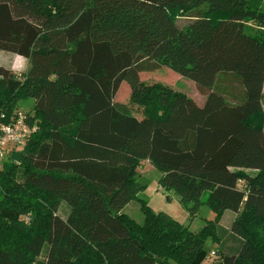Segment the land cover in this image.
I'll return each instance as SVG.
<instances>
[{"label": "trees", "instance_id": "trees-1", "mask_svg": "<svg viewBox=\"0 0 264 264\" xmlns=\"http://www.w3.org/2000/svg\"><path fill=\"white\" fill-rule=\"evenodd\" d=\"M0 51L29 62L0 66V117L33 100L37 126L0 165V264H200L227 211L237 251L213 263L264 264V0H0ZM159 66L205 103L141 80ZM222 74L241 81L237 101ZM123 83L141 118L115 103ZM141 161L193 219L214 218L194 233L155 213Z\"/></svg>", "mask_w": 264, "mask_h": 264}, {"label": "rangeland", "instance_id": "rangeland-1", "mask_svg": "<svg viewBox=\"0 0 264 264\" xmlns=\"http://www.w3.org/2000/svg\"><path fill=\"white\" fill-rule=\"evenodd\" d=\"M198 13H193L191 17H181L178 20V25H186L193 16ZM0 66L10 69L14 73L22 76L29 68V62L27 59L17 56L15 54L0 51ZM140 74V78L147 84L161 83L174 91L183 93L188 97L194 99L199 105H203L206 101V96L201 95L197 89L196 84L188 80L179 74L173 72L169 68L159 66L153 70H143ZM241 81L231 74H222L219 76L216 89L220 93L227 95L229 101H237L241 96ZM131 88L127 83H123L119 88L116 96L115 103L120 107H125L132 114L141 118L140 112L136 107H132L131 103ZM33 100L21 101L19 103V111L29 113L31 111ZM25 146L18 149L22 151ZM248 174L254 176L256 171L248 170ZM161 173L156 170L148 161H141L140 166L137 169V177L141 179H147L149 181V187L141 195L143 198L149 201V206L154 210L155 213L164 212L170 215L173 219L178 221L181 225L189 228L192 232L198 233L205 225L206 220L214 218V213L210 210L211 208L203 207L196 218H192L187 212L185 207L182 205L179 197L172 192H167L161 188L158 183L161 178ZM240 187H244V183L240 184ZM68 206L63 203L60 214L62 216L67 215ZM123 213L134 220L136 223L143 225L145 223V216L141 211V206L138 202H132L123 210ZM236 218V215L232 211H227L220 222L219 234L222 237V244L217 245L212 242H208L205 247V256L200 264H214L213 262L221 261V257L228 254L236 253L238 242L231 234V227ZM217 251V253H214ZM46 255L43 254L37 261L43 263L46 261Z\"/></svg>", "mask_w": 264, "mask_h": 264}, {"label": "built area", "instance_id": "built-area-1", "mask_svg": "<svg viewBox=\"0 0 264 264\" xmlns=\"http://www.w3.org/2000/svg\"><path fill=\"white\" fill-rule=\"evenodd\" d=\"M5 115L0 117V165L12 150L26 146L37 126H31L26 113L17 110L9 122H5ZM215 253V252H214Z\"/></svg>", "mask_w": 264, "mask_h": 264}, {"label": "crops", "instance_id": "crops-1", "mask_svg": "<svg viewBox=\"0 0 264 264\" xmlns=\"http://www.w3.org/2000/svg\"><path fill=\"white\" fill-rule=\"evenodd\" d=\"M21 57V56H20ZM149 162V161H148ZM127 208V207H126ZM68 212H69V209H68ZM69 214V213H68Z\"/></svg>", "mask_w": 264, "mask_h": 264}]
</instances>
